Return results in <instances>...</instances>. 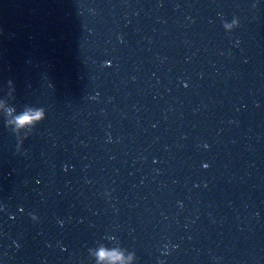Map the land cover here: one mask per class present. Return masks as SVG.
<instances>
[{
    "label": "water",
    "instance_id": "obj_1",
    "mask_svg": "<svg viewBox=\"0 0 264 264\" xmlns=\"http://www.w3.org/2000/svg\"><path fill=\"white\" fill-rule=\"evenodd\" d=\"M0 264H264V0H0Z\"/></svg>",
    "mask_w": 264,
    "mask_h": 264
}]
</instances>
